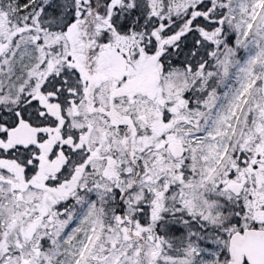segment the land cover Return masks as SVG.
Returning a JSON list of instances; mask_svg holds the SVG:
<instances>
[{"label":"snow or ice","instance_id":"snow-or-ice-1","mask_svg":"<svg viewBox=\"0 0 264 264\" xmlns=\"http://www.w3.org/2000/svg\"><path fill=\"white\" fill-rule=\"evenodd\" d=\"M0 264H264V0H0Z\"/></svg>","mask_w":264,"mask_h":264}]
</instances>
